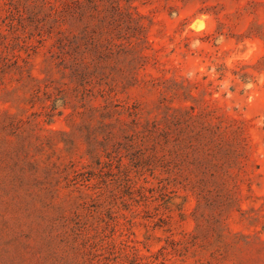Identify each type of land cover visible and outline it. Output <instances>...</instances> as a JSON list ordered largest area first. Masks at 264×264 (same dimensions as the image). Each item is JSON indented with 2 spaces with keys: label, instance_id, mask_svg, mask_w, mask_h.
I'll use <instances>...</instances> for the list:
<instances>
[{
  "label": "rangeland",
  "instance_id": "374dc122",
  "mask_svg": "<svg viewBox=\"0 0 264 264\" xmlns=\"http://www.w3.org/2000/svg\"><path fill=\"white\" fill-rule=\"evenodd\" d=\"M0 264H264V0H0Z\"/></svg>",
  "mask_w": 264,
  "mask_h": 264
}]
</instances>
